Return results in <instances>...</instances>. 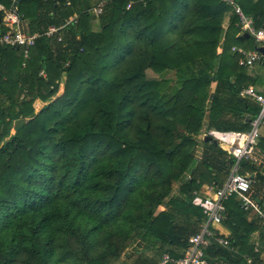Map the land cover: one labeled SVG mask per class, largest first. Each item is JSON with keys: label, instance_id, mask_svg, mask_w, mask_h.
Masks as SVG:
<instances>
[{"label": "trees", "instance_id": "obj_1", "mask_svg": "<svg viewBox=\"0 0 264 264\" xmlns=\"http://www.w3.org/2000/svg\"><path fill=\"white\" fill-rule=\"evenodd\" d=\"M102 1L0 0L6 9L16 3L27 33L39 34L27 59L0 47V264H119L134 240L176 259L204 221L192 204L194 179L182 183L193 137L211 83L235 93L231 79L246 69L231 48L254 41L239 35L223 0H109L93 15ZM234 3L264 30V0ZM52 25L64 26L63 42L43 35ZM236 208L224 222L229 247L210 245L205 260L247 264L231 248H246L253 227Z\"/></svg>", "mask_w": 264, "mask_h": 264}, {"label": "crops", "instance_id": "obj_2", "mask_svg": "<svg viewBox=\"0 0 264 264\" xmlns=\"http://www.w3.org/2000/svg\"><path fill=\"white\" fill-rule=\"evenodd\" d=\"M223 1H225L227 5L232 8L233 6L231 3L236 5L234 0ZM227 25V21H225L223 24V30L226 29ZM28 29H30L29 23L28 21H24L22 24V31L27 33ZM62 36H64V32H62ZM56 46L57 45H53V47ZM232 48L242 47L233 46ZM232 48L231 53L233 54ZM257 48L259 47L255 46L253 43L250 49H242L251 53L257 50ZM221 52L222 48L219 47L218 53ZM230 83L236 86L235 93H232V91L230 92L228 87L218 88L216 82L211 83L205 118L202 122L199 133L193 137L195 146L193 150L194 164L192 166V172L186 173L182 179V183L189 178L194 179V192L198 193L202 197H211L212 191H209L208 189H215L223 185L231 174L235 163L233 157L230 156L221 145L218 143L215 145L212 142L205 141V133L208 130L239 132H246L249 130L248 121L250 118L254 117L253 111L256 108H258L259 113L260 106L254 101V99L241 98L239 96V92L246 87H253L258 93L264 95V55H262V57L255 62L252 67L244 69L243 76H240L238 80L232 78ZM215 98L219 99L218 102L221 104V111L216 116V121L211 124L208 115L211 103ZM35 105L41 106L42 104L36 101L34 103V106ZM254 158V163L249 161L243 162L241 164V171L250 179L251 197L257 202V204H259L260 208L264 210V124L260 129V138L254 151ZM171 195H179V186H174ZM167 202L168 199L163 201L158 210H166L168 207ZM237 202L238 201L235 198L226 200L224 202L225 211L222 223L220 225L213 226V230L223 239L229 240L228 238L231 235L230 228L224 223L227 220L225 219L226 215H228L226 213L227 211L230 210L231 212L232 210V215L237 216L236 212H239L238 208H236ZM241 216L247 224H252L251 226L253 227V231L248 239L247 244L249 246L247 245L246 248L240 247L239 249L233 247L231 248L233 250V257L235 256L241 259L244 258L246 259L245 261L247 264H251L252 257H250L248 252V248L251 246L254 253H257L260 261L257 264H264V219L253 212L243 213ZM183 251H185V249ZM183 251H179L178 255ZM174 252H176L175 249ZM156 255H158V257H156ZM165 255L170 256L168 252L153 250V248L146 246L141 241L134 240L121 256L119 264H161L162 257ZM210 260L211 262L206 260L207 264H231L229 260L219 255L211 256Z\"/></svg>", "mask_w": 264, "mask_h": 264}, {"label": "built area", "instance_id": "obj_3", "mask_svg": "<svg viewBox=\"0 0 264 264\" xmlns=\"http://www.w3.org/2000/svg\"><path fill=\"white\" fill-rule=\"evenodd\" d=\"M16 0H13L15 2ZM109 0L102 1L97 7L93 8L92 14L100 15L104 4ZM234 14L238 18L239 35H248L253 39L257 47H264V30L255 29L251 18L243 14L241 9L233 5ZM2 13V24L4 31L0 35V47H12L18 49L24 59L28 58L30 49L34 46L38 33H25L22 31L23 20L18 14L15 6L6 9L0 5ZM76 18L69 19L65 25L76 23ZM62 27L48 26L43 35L47 38H54L57 43L63 42ZM232 52L239 56L238 65L244 68H250L261 57V53L255 50L248 53L242 48H232ZM43 76V73H40ZM243 99H254L260 106L259 113L252 117L249 122V130L246 132L239 131H214L208 130L205 136L211 137L230 156L235 163L233 170L222 186L211 189V197H202L198 193H193L192 204L199 207L204 215V221L200 225L197 234L188 239V246L179 258L163 256L161 264H207L206 249L215 244L224 248L229 247V241L220 237L214 230L213 226L220 225L223 220L225 211L224 202L230 198L237 199L240 209L244 213L253 212L264 219V210L251 197V182L248 176L240 174V165L243 161L254 163V151L260 138V129L264 124V95L258 93L253 87H246L239 92Z\"/></svg>", "mask_w": 264, "mask_h": 264}, {"label": "rangeland", "instance_id": "obj_4", "mask_svg": "<svg viewBox=\"0 0 264 264\" xmlns=\"http://www.w3.org/2000/svg\"><path fill=\"white\" fill-rule=\"evenodd\" d=\"M76 20V19H75ZM95 30V29H94ZM81 52H82V49H81ZM146 75H147V77H148V79H161V78H166V79H173L174 77H173V74L171 73H164V74H162V76H156L155 74H153L152 72H150V71H147V73H146ZM60 93V92H59ZM43 106V104L41 105V106H39V105H35L34 107H35V110L36 111H39L40 109H41V107ZM14 134V129H12L11 130V135H13ZM6 143V142H5Z\"/></svg>", "mask_w": 264, "mask_h": 264}, {"label": "water", "instance_id": "obj_5", "mask_svg": "<svg viewBox=\"0 0 264 264\" xmlns=\"http://www.w3.org/2000/svg\"><path fill=\"white\" fill-rule=\"evenodd\" d=\"M14 6H16V3L14 4ZM245 37L248 38L249 36L248 35H245ZM257 51L260 52L262 55H264V47L257 48ZM204 140L207 141V142H212L215 145L217 144V142L215 140H212V138L211 137H208V136H206L204 138Z\"/></svg>", "mask_w": 264, "mask_h": 264}]
</instances>
